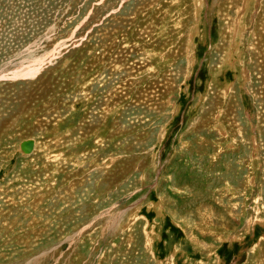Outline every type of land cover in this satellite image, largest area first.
<instances>
[{
  "label": "rangeland",
  "instance_id": "374dc122",
  "mask_svg": "<svg viewBox=\"0 0 264 264\" xmlns=\"http://www.w3.org/2000/svg\"><path fill=\"white\" fill-rule=\"evenodd\" d=\"M0 264H264V0H0Z\"/></svg>",
  "mask_w": 264,
  "mask_h": 264
},
{
  "label": "water",
  "instance_id": "95a60500",
  "mask_svg": "<svg viewBox=\"0 0 264 264\" xmlns=\"http://www.w3.org/2000/svg\"><path fill=\"white\" fill-rule=\"evenodd\" d=\"M33 147V141L32 140H24L20 143V149L26 153L29 154Z\"/></svg>",
  "mask_w": 264,
  "mask_h": 264
},
{
  "label": "bare ground",
  "instance_id": "6f19581e",
  "mask_svg": "<svg viewBox=\"0 0 264 264\" xmlns=\"http://www.w3.org/2000/svg\"><path fill=\"white\" fill-rule=\"evenodd\" d=\"M33 149H34V141H33V147H32V150H31V152L33 151ZM31 152H30V153H31ZM30 153H29V154H30Z\"/></svg>",
  "mask_w": 264,
  "mask_h": 264
}]
</instances>
